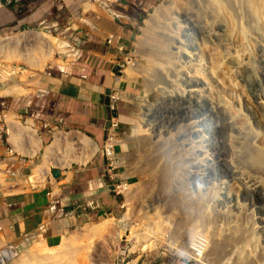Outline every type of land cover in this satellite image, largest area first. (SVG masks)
<instances>
[{
  "label": "rangeland",
  "instance_id": "obj_1",
  "mask_svg": "<svg viewBox=\"0 0 264 264\" xmlns=\"http://www.w3.org/2000/svg\"><path fill=\"white\" fill-rule=\"evenodd\" d=\"M21 1L22 4H18L15 11L16 15H18L17 17L19 18L20 16L25 17L26 15L27 17L17 25L7 24L1 27L0 39L7 34H19L33 31L41 32L55 41L56 53L55 57L45 66L46 68L38 71L31 69L29 65L22 62H11L8 64L0 60V147L6 148L5 153L0 152V205L5 199H11L15 194L26 192L32 187L35 189H44L50 182L54 183L55 177L53 176V171L55 169L68 172L75 168L88 167L90 163L102 154L100 145L96 143L94 139L84 131L80 132L69 125L65 128V131L61 130V127H59L60 130L54 128L53 134L55 135H51L52 137L48 138L44 144H40L39 153L36 154L37 156L31 158V160L28 159L31 161L30 163H25L27 165L24 166L25 168L32 167V172L28 173V176L25 172L21 175L17 174V168L8 164L9 161L15 162L21 160L24 162L26 157L15 155L12 150L13 148L10 146V143H13L12 137L14 132L10 130L11 127L9 126L7 117L11 116L12 118H17L24 126H28V124L24 123H28V120L33 123L36 122L32 116L25 115L20 117L16 111L19 108L16 105L15 97L27 94V91L22 88L19 83L25 82L29 77L36 76L46 71H51L54 75L58 74V72L67 73L73 77L81 75L83 69L81 65L83 53H79L78 50L83 49L85 45L84 41L93 35H91V33L96 32L94 31V27H96L94 24L96 21L93 17L95 10H92L95 8L89 9L87 7L95 0ZM64 3H66V6ZM170 3L172 4L170 5ZM222 3L227 8L230 15L232 14L234 26L236 27V29L234 26L231 27V30L227 33L229 39L227 40L226 37L224 41L225 47L227 46V48H225L227 52L225 53H223L225 49L215 46L212 40L206 39V42L203 43L199 35L195 37L193 31L186 29L187 23L183 21L184 18L181 16L185 14L197 23L211 28L214 23L225 19L220 12ZM37 6L40 7L39 12L44 13V15L39 19L33 20V18L31 19L28 15L29 10L35 7L37 8ZM169 6H171L170 9H168ZM171 8H173V10ZM156 9L166 11L160 16L161 19L155 22L156 34L165 42L164 45H166L163 49L157 50V52L149 46H142L140 48V44L145 40V34L148 30L147 21L150 20L151 15L155 14ZM255 10L256 9L250 4L249 0H160L145 15V19L140 25L138 33L133 41V49L129 51L128 59H125L119 64L120 66L117 69L119 72L128 76H125L121 89L116 86V89L120 90V97L122 99V101L119 102L118 113L126 117H128V115L133 116L134 114L136 116L134 120L136 123H132V125L127 128V133L121 135L127 142L126 152L123 154L121 164H119L121 165V171L117 169L115 170V174H122L124 181H114V184L119 185L127 182L130 187L124 195L118 196L115 194L118 207L112 213L107 212L94 221L79 223L77 226L67 228L62 232L61 237L66 236L69 232L82 230V228L89 225H98L104 222L108 223V226H106L103 234L100 236L95 235V237L89 235L85 237V241L76 244V247H79H77V251L73 252L71 255V257L76 258H71V262L75 260V263H73L77 264L80 260L78 264H110L112 262L114 264H161L164 261L163 254L167 256L170 262L173 260L177 261L178 258L183 255L178 254L177 250L170 244L160 243L156 245V250L154 252H148L143 250L148 246L146 240H137L134 238L139 233V230L142 229L141 225L144 221L154 213L160 212L165 202L167 203L165 208L166 212L172 209L173 205H171V203L172 199L175 198L174 196L179 197V203L176 204H178V206L181 205L184 211H187L185 208L189 206L187 204H191L189 208L191 209L189 210L190 214L184 216L185 218L190 216L191 222H195L194 211L196 207L198 210L197 218L199 220L202 218L201 215H205V213L221 214L223 212L234 211H230L232 208L230 204L226 203L225 200H221L223 195L224 197H239L241 205L245 204L246 199L247 205L254 203V207L256 208L264 206L263 201L259 202V199L249 195L245 196L247 187L254 183L259 182L264 187V161L256 162L249 157L251 153H260L264 155V143L262 142L264 141V111L257 109L253 103V94H255V90L261 89L264 93V12L258 15ZM178 13H180V15ZM189 35L190 37L188 38ZM138 37H140L139 40ZM235 39L237 41H235ZM180 42L183 44H180ZM195 42L197 44V51L202 49V51H204V60L202 62H200L201 60L198 56H193L196 60L188 57H181V52H186L189 55L196 52L194 50ZM239 43L242 45L241 47H237V51L235 46L240 45ZM136 44L139 45L138 50ZM32 45L36 46L37 44L33 41L31 43V46ZM144 49H146V53ZM218 49L221 50L219 51ZM221 51H223V55L225 54L226 56H223L222 53H220ZM212 53H215L217 56L212 55ZM149 57L156 63L154 71L157 72V74L159 73V76L162 74L165 77L161 79L158 77L159 79H155L157 87L154 89V96L152 95L150 99L145 97V95L143 96L145 90L148 88L147 78L145 76L131 77L124 72L126 69H129V63L145 68L149 67ZM235 58L237 61L240 60L243 62L241 66H244L241 70L244 71V69H246V71L242 72L235 64V66H233V63H236ZM59 61H64L65 65L60 64ZM212 70H214V72ZM186 72H188V75ZM183 74L187 76L195 75L197 76L195 80L198 79L199 83H203V85L198 87L200 92L198 93L199 95L197 94V97H195L196 99L186 95V90L188 88L185 87L186 85L181 79L183 77L185 78ZM116 75L118 76L117 73ZM126 81L129 84L128 87L126 86ZM11 87L21 88L22 93L11 95L12 93L9 92L11 91ZM223 87L224 89H222ZM5 89L7 90L5 91ZM1 93H4L5 96L4 94L1 96ZM9 93L11 94L9 95ZM212 95L215 100L211 97ZM221 96L222 99L220 98ZM237 97L241 98L243 106H238V102L236 101ZM147 100L149 103L146 102ZM220 101H222V103ZM196 102L204 103V108L206 104H209L208 109L217 103L227 106V111L230 109L228 112L232 114L231 116H236L235 125H240L242 123L241 125L245 128V133L247 132L248 136L245 134V136L242 135L240 137L235 132H230L229 130L218 133L215 130L213 131V129H211L212 126L208 125L211 124L214 127L221 126L223 119L217 116V114L210 116L211 114L208 113L207 115L210 117L209 121L206 122V120H204L205 112L197 107ZM143 104H147L148 108L153 110L152 115L154 119L152 120L159 124V130L164 131L161 139L155 137V133L149 128L150 126L145 125L144 109L147 106L143 107ZM245 105L247 106L246 108ZM231 107H233V109ZM191 108H193V110H191ZM184 113H188L191 119H186L184 122L181 120L178 122L179 126H170L167 124L171 118L174 120L176 118L179 119V117L183 118L186 115ZM27 114H29V112H27ZM181 114L184 116H181ZM35 125H37L38 131L39 124L36 123ZM134 126H138V134L135 137H133ZM166 128L169 131L166 130ZM17 130L21 133V136L18 137V142L26 149H35L34 143H36V141L31 140L30 131L26 130V127H18ZM194 130H198V134H195ZM58 134H67L69 139L78 135H84L98 145V151L86 165L75 162L72 163L71 167L61 168L60 166L51 164V161L47 159V153L49 148L55 144ZM38 136L40 138L39 134ZM53 136H55V141ZM181 137H184V140ZM225 141L232 142V153L228 152L225 154L222 145ZM12 145L15 149L14 143ZM214 145H216V147ZM198 150L203 152L199 154ZM198 155H200V158ZM148 163L157 168L167 165L168 173L166 177L167 183L165 182V185L161 182L163 180L161 174L156 175L154 178L151 177L148 179L147 176V178H145L142 167ZM228 163L231 164L234 174H230L227 171ZM47 166L49 167V174L45 181L43 183H37L36 185L33 184L31 178H40L43 175L41 172L46 171ZM208 167L210 170L207 169ZM214 170H216V173ZM208 171H210L211 174L208 178H205L204 181L197 182V180L193 181V179H191L192 173ZM21 176L25 177L21 178ZM133 186L135 187L131 192ZM179 188H181L180 191L178 190ZM209 208L213 211H205ZM249 208H252L251 205L246 207L247 214L243 217H241V215L236 217L232 214L223 213L224 218L226 220H228V218L247 220L249 219L247 216ZM169 214V220L172 221L168 224L161 223L162 228L160 227L158 231L159 235H162L163 240L171 236V227L176 224L174 218H179L176 212L171 211ZM258 217L259 215L256 214L255 218ZM182 219L184 218L182 217ZM124 221H126V223H123ZM198 224L200 229L201 223ZM124 226H126L129 231L124 232L122 229ZM145 228L146 226L143 229ZM216 230L219 231L220 228H216ZM59 237L51 239L52 242H49L46 237L37 239L38 241L34 239L11 256L1 253L0 264L15 263L18 259L20 260L25 253L35 248L37 244L43 242H48L52 246H56L59 244ZM115 242L117 244L114 246ZM138 246L139 248L135 249V247ZM242 246L243 245H241V247ZM250 246L251 249L255 246H260L262 250L259 253H253L254 249L251 251L249 248L244 255H250L253 264H264V237L263 241H260L258 245L250 244ZM83 248L85 251H88L85 252ZM24 259L27 260L28 258L21 259L20 264H28L30 261V264L34 262V260H32L33 258H31L30 261H25Z\"/></svg>",
  "mask_w": 264,
  "mask_h": 264
},
{
  "label": "crops",
  "instance_id": "obj_2",
  "mask_svg": "<svg viewBox=\"0 0 264 264\" xmlns=\"http://www.w3.org/2000/svg\"><path fill=\"white\" fill-rule=\"evenodd\" d=\"M20 1L0 0V28L7 24L17 25L27 17L26 15L19 18L16 15L18 4H22ZM159 1H93L90 5L95 8L92 10H95L93 17L96 21V32L91 33L93 35L84 41L83 49L78 50L83 53L81 75L73 77L63 72L54 75L51 71H46L19 83L27 94L15 97L19 108L16 111L20 117L30 115L36 120L34 123L39 124L38 131L37 125L33 128L36 129L37 135H40L41 143L44 144L51 135H55L54 128L60 130L61 127V130L65 131V128L71 125L73 129L88 134L102 150L111 117L106 91H113L116 86L121 89L127 75L117 70L119 64L128 59L129 51L133 49L134 37L145 15ZM64 4L66 6V3ZM40 7L42 8L41 5ZM40 7L29 10L31 19L36 20L44 15L39 12ZM43 9L45 10V7ZM126 84L128 87L127 81ZM135 118L134 114L126 117L118 113L120 129L117 131L114 169L106 165L108 162L101 154L88 167L75 168L68 172L58 170L60 177L55 178V182H50L44 189L32 187L26 192L15 194L11 199H5L0 205V254L11 256L34 239L38 241L37 239L46 237L52 242L51 239L61 237L65 229L94 221L107 212L112 213L118 207L117 197L113 192L114 182L110 175L114 176L115 182L124 181L122 174H115V170L121 171L119 164L126 152L127 142L121 135L127 133V128L132 123H136ZM24 123L29 126V123ZM53 139L55 141V136ZM10 146L15 155L26 157V160L9 161L8 164L17 168V174L25 172L28 176L32 167L24 166H27L25 163L31 162V158L37 156L28 155L34 149H26L19 142L14 145L16 150L11 143ZM5 151V147H0V152ZM45 172L43 177L41 176L42 179L48 176L47 171ZM32 179L31 182L35 185L45 181L44 179L43 182H34Z\"/></svg>",
  "mask_w": 264,
  "mask_h": 264
},
{
  "label": "bare ground",
  "instance_id": "obj_3",
  "mask_svg": "<svg viewBox=\"0 0 264 264\" xmlns=\"http://www.w3.org/2000/svg\"><path fill=\"white\" fill-rule=\"evenodd\" d=\"M249 2L252 6H254V8L256 9L255 12L258 13V15L264 12V0H249ZM171 4L172 3H170V5ZM87 7L89 9L94 8L92 5H88ZM170 7L171 6H169L168 9H170ZM171 9L173 10V8H171ZM165 12L166 11L156 9L155 14L151 15L150 20L147 21L148 30L145 34V40L142 42V44H140V48L142 46L143 47L149 46L150 48H152L153 50H155L157 52V50L159 51V50L163 49L164 46H166V45H164L165 42L162 41L158 37V35L156 34V31H155V22L159 21L161 19L160 16L162 15V13H165ZM220 12L225 17V19L214 23L211 28H207V26H205V25L203 26L200 23H197L195 20H192V18L186 16L185 14H182L181 16H182V18H184L183 21L187 23L186 29L193 31L195 33V37H196V35H197V37L199 35V37L202 38L203 43L206 42V39H210V40H212V42L214 43L215 46H217L218 48L225 49V48H227V46L225 47L224 41H225V38L227 37V33L229 32V30H231L230 28L234 26V19L231 16L232 14L230 15V13L228 12L227 8L224 6L223 3L220 6ZM178 14L180 15V13H178ZM198 21H199V19H198ZM179 23H181V22H179ZM235 25H237V24H235ZM235 29H236V27H235ZM189 37H190V35L188 36V38ZM195 37H194V39H195ZM139 39H140V37H138V40ZM228 39L229 38L227 37V40ZM245 40L247 41L246 38H245ZM33 41L37 44L36 46L32 45L34 47L31 46V43ZM195 41H196V39H195ZM235 41H237V40L235 39ZM241 42H243V41H241ZM180 44H183V43L180 42ZM239 44L240 45L235 46L236 49H237V47H241L242 44L241 43H239ZM184 46H186V45H184ZM196 46H197V44L195 42L194 50L196 52L192 55H189L186 52L182 53L180 51L182 54L181 57L182 58L188 57V58H191L193 60H196V58H193V56H195V57L198 56V57H200V60H201L200 62H202L204 60V56H203L204 51H202L203 49L197 51ZM136 47L138 50L139 45L136 44ZM229 48H231V47H229ZM137 50H136V52H137ZM144 50L146 53V49H144ZM218 50L220 51L221 49H218ZM237 51H238V49H237ZM222 52L223 51H221L220 53H222ZM225 52H227L226 49L224 50L223 53H225ZM232 52H234V51H232ZM55 53H56V43H55V41H53V39L46 36L45 33L33 31V32H24V33H19V34H7V35H4L3 37H1V39H0V60L3 62H6L8 64H10L11 62H13V63L14 62H20V63L22 62L24 64L29 65V67H31V69L38 71V70H42V69L46 68L45 66L55 57ZM223 53H222V55H223ZM212 55H215V53L214 54L212 53ZM215 56H217V55H215ZM223 56H226V55L224 54ZM214 60H215V58H214ZM235 60H236V58H235ZM232 61H233V58H232ZM232 61H231V63H232ZM228 62H229V60H228ZM235 62L236 63H233V66L236 65L237 68L239 70H241L242 67L244 66V65L241 66V63L243 64V62H241L240 60H238V61L236 60ZM59 63L65 65L64 61H59ZM184 64H185V62H184ZM161 65H162V63H161ZM227 65H228V63H227ZM155 66H156V63L153 60H151L149 57V67L145 68V67H141L139 65H135L133 63H131V64L129 63V69L128 70L126 69L127 71L126 70L124 71L125 73L129 74L131 77L132 76H145L147 78L148 88L145 90L143 96L145 95V97H147L148 99L151 98V96L153 95L154 89L157 87V82L155 79H157L158 77H160V79L165 78L162 74H160V76H159V73L157 74V72L154 71ZM221 69H223V68H221ZM186 71H187V69H186ZM212 71L214 72V70H212ZM244 71H246V69H244ZM244 71H242V72H244ZM186 73L188 75V72H186ZM246 73H245V75H246ZM187 75H184L185 78L184 77L181 78L183 80V83H185V85H186L185 87L188 88L186 90V95L189 97L195 98V97H197V94L200 92V90H198V87L200 85H203V83L202 84L199 83L198 79L195 80V77H197V76H195V75L194 76H187ZM222 89H224V87ZM6 90L7 89H5V91ZM10 90L11 91H9V92H11L12 94L9 93V95L10 94L11 95H13V94L18 95L20 92L22 93V89L19 87H13V88L11 87ZM7 93H8V91H7ZM210 93H212V92H210ZM3 94L1 93V96ZM237 95H240V94H237ZM263 95H264V93L261 89L255 90V94H253V99H254L253 103H254L255 107L259 110H262V111H264V101H263L264 96ZM4 96H5V94H4ZM6 96H8V95H6ZM182 96H184V95H182ZM211 97L213 98V95ZM238 97L236 100L238 102V106H243V103L241 102V98H238ZM220 98L222 99V96ZM223 98H225V97H223ZM234 98H235V96H234ZM187 99H188V97H187ZM197 99L200 100L199 98H197ZM189 101H191V100H189ZM205 101H207V100H205ZM217 101H219V100H217ZM146 102L149 103L148 100ZM203 102H204V100H203ZM220 102L222 103V101H220ZM237 102H236V104H237ZM189 103H191V102H189ZM196 103H197V107L199 109H201L203 112H205V119L204 120H206V122L209 121V117L212 116L213 114H217V116H220L223 119V123L221 124V126L214 127L211 124L208 125V126H212L211 129H213V131L215 130L218 133V132H224L226 130H229L230 132H235L240 137L242 135L245 136V134L248 136V133L247 132L245 133V128L243 127V125H241L242 123L240 125L239 124L235 125L234 122H235L236 116L235 117L231 116L232 114H230L228 112V111H230V109L227 111V109H228L227 106H224L221 103L220 104L217 103L214 106L210 105L211 107L208 109L209 104L208 105L206 104V106L204 108L203 107L204 103H200V102H196ZM145 106H147V107L144 109L145 110V112H144V123L146 126H150L149 128L153 131V133H155V137H158L161 139L162 133L164 131L159 130V124L155 123V121L152 120V119H154V117L152 115L153 110L148 108L147 104L146 105L143 104V107H145ZM246 107L247 106L245 105V108ZM231 108L233 109V107H231ZM184 110H185V108H184ZM191 110H193V108H191ZM208 113H210L211 115L208 116L207 115ZM184 114H186V115L184 116L183 114H181V116H184L183 118L179 117V119L176 118L175 120L173 118L169 119L167 124L170 126H176V125H178V122H180L181 120L184 122L186 119H188V120L191 119V117L188 115V113H184ZM7 120H8L9 126L11 127L10 130L11 131L13 130V132H14V135L12 137V141H13L14 145H18V137H19V135H18L19 131L17 130L18 127H20V128L26 127V130L30 131V133H31L30 138L32 141H36V143H34L36 148L32 152L28 153V155H30L31 157L35 156L38 153V149H39L40 144H41V139L38 137L36 129L33 128L35 126V124L33 122L29 121L28 122L29 126H24L22 124V122H20V120L18 121L17 118H14V117L12 118L11 116H8ZM197 121H198V119H197ZM166 130H168V129L166 128ZM197 131L198 130H194V133L198 134ZM137 134H138V126H135L134 132H133V137H135ZM169 134H170V132H169ZM182 139L184 140V137ZM206 141H208V140H206ZM262 142L264 143V141H262ZM257 143H258V141H257ZM222 145H223V150L225 151V154H227L228 152H231V153L233 152L232 142H226L225 141ZM261 145H263V144H261ZM214 146L216 147V145H214ZM97 151H98L97 144L84 135H80V136L78 135L72 139H69L67 134H65V135L64 134H58L56 136L55 144H53V146H51V148H49V150H48L47 159H49L51 161V164H55L57 166H60L61 168L71 167L72 163H75V162L79 163V164L86 165V163L92 159V157L95 155V153ZM198 152H199V154H201L203 151L198 150ZM199 156L200 155H198V157ZM249 157L251 159L255 160L256 162L264 161V155L260 154V153H251V154H249ZM219 158H221V157H219ZM225 168H226V166H225ZM207 169L210 170L209 167ZM142 170H143V173L145 174V178L148 177V179H150L151 177L154 178L156 175L161 174L163 176V180L161 182L163 183V185H165L167 183L166 182L167 181L166 177H167V173H168L167 165H165L161 168H157V167H154L152 164L148 163L147 165L142 167ZM222 170H223V168H222ZM46 171L49 174V167L48 166H47ZM214 171L216 173V170H214ZM227 171L230 174H234L233 173L234 171L232 170L231 164H229V163L227 165ZM41 173L45 174L46 172L43 171ZM215 173H213V174H215ZM210 174H211L210 171L192 173L191 179H193V181L197 180V182L198 181L201 182V181H204L205 178H208L210 176ZM187 177H189V176H187ZM44 179L45 178L42 179L41 177L36 178V179L33 178L32 181L39 182V181H42ZM134 187L135 186L132 187L131 192H132ZM178 190L180 191L181 188H179ZM246 192L247 193L245 194V196L249 195L251 197L259 199V202L263 201V203H264V187L259 182L254 183L251 186H248ZM174 197L175 198L172 199V203H171V205H173L172 209H169L168 212H166L165 208L167 206V203L165 202L163 209L160 212H158L156 214L154 213L152 216L148 217L147 220H145L144 223L141 225L142 229H140L139 233L134 237L137 240L138 239L139 240H141V239L146 240V243L148 246L143 249L144 251L154 252L156 250V245H158L160 243H167V244H170L172 247H174L177 250L178 254H182L184 256L187 254L188 243H189V240L192 237V235L195 233H200V234H203L209 240V247L207 249L205 258L203 261L200 262V264H253L251 262V259H250L252 257H250V255H244V254L251 247L250 244L258 245V243L260 241L261 242L263 241V237H264V218H263L264 217V206H262L260 208H256V207H254V203L247 205L246 204L247 200L245 198H244L245 204L241 205L239 197H227V196L224 197V195H223L221 197V200L222 201L225 200L226 203H228L232 206L230 211L234 210L231 212H229V211L223 212L224 214H230V215L232 214V215H235L236 217H239L241 215V217H243V216H245V214H247L246 207H249L251 205L252 208L248 209L249 212L247 215L249 217V219H247V220H243V219L236 220L235 218L234 219L228 218V220H226L224 218L223 213H221V214H207V213H205V215L204 214L201 215L202 218H200V220H199L197 218L198 210L196 207L195 211H194L195 222H191V220L189 218L190 216L187 218L184 217L185 215L190 214L189 210H191V209H189V208H190L191 204L190 203L187 204V205H189V206H187L188 208L185 207L188 212L184 211V209H182L181 205L178 206V204H176V203H179V197L178 196H174ZM208 210L211 212L213 211L210 208L206 209L205 211L209 212ZM171 211L176 212L177 215L179 216V218H177V217L174 218V221L176 224L171 227L172 228L171 236L168 237L166 240H163L162 235H159L158 231H159L160 227L162 226L161 223L168 224L169 222L172 221V220H169V217H170L169 213ZM217 212H221V211H217ZM256 214L259 215L258 218H255ZM182 217L184 219H182ZM123 223H126V221H124ZM198 223H201L200 229H199ZM106 226H108V223L104 222V223H101L98 225H89L87 227L82 228V230L69 232L66 236L60 237V239L58 240L59 244L56 246H52L48 242H43V243L37 244L35 248H33L29 252L25 253L21 257V259H23V258L27 259L28 258L29 260L28 259L27 260L24 259V260L30 261V259L33 258L32 260H34V262H32L31 264H74L75 260L71 262V260H72L71 258H73V257H71V255L73 252L77 251V247H79V246L76 247V244H78L82 241H85L86 240L85 237H87L89 235L100 236L101 234H103ZM145 226H146V228L143 229ZM202 227H203V229H202ZM204 228H205V230H204ZM216 228H220V230L217 231ZM122 229L124 232L129 231V230H127L126 226H124ZM179 229H181V230H179ZM116 244L117 243L115 242L114 246ZM241 245H243V246L241 247ZM255 247L252 248V249H254L253 253H259L262 250L260 246L256 247V248ZM136 248L138 249L139 246L135 247V249ZM252 249H251V251H252ZM83 250H84V248H83ZM87 251H85V252H87ZM232 253H235V254H232ZM75 258L76 257H74L73 259H75ZM21 259L20 260L18 259L13 264H20ZM30 262H28V264H30ZM78 262H77V264H78ZM90 264H92V263H90ZM110 264H114V263L112 262ZM260 264H262V263H260Z\"/></svg>",
  "mask_w": 264,
  "mask_h": 264
},
{
  "label": "built area",
  "instance_id": "obj_4",
  "mask_svg": "<svg viewBox=\"0 0 264 264\" xmlns=\"http://www.w3.org/2000/svg\"><path fill=\"white\" fill-rule=\"evenodd\" d=\"M119 79V78H117ZM120 90L116 88L111 91L110 96H108V109L111 114L110 125L107 129V137L104 147L101 150V153L105 160L108 162L107 166L111 169H114L116 165V152L115 146L117 144V131L120 129V122L118 120V107L119 102L122 101L120 97ZM110 179L114 182L115 178L113 175H110ZM129 184L122 183L119 185H113V192L118 195H124L129 189ZM209 247V240L203 234L195 233L189 240L187 254L178 258V260H173L170 262L165 254H163L164 261L162 264H177L179 262H186L187 264H200L204 260L207 249Z\"/></svg>",
  "mask_w": 264,
  "mask_h": 264
},
{
  "label": "water",
  "instance_id": "obj_5",
  "mask_svg": "<svg viewBox=\"0 0 264 264\" xmlns=\"http://www.w3.org/2000/svg\"><path fill=\"white\" fill-rule=\"evenodd\" d=\"M134 38H135V37H134ZM110 94H111V90H107L105 95L108 97V96H110ZM109 125H110V122L108 123L107 128H109ZM53 176H54L55 178H59V177H60V172H59L58 170H55V171L53 172Z\"/></svg>",
  "mask_w": 264,
  "mask_h": 264
}]
</instances>
